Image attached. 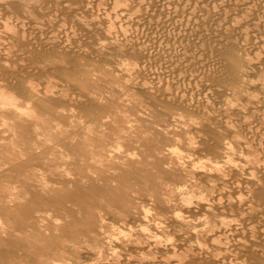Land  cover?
<instances>
[{"label": "rangeland", "instance_id": "obj_1", "mask_svg": "<svg viewBox=\"0 0 264 264\" xmlns=\"http://www.w3.org/2000/svg\"><path fill=\"white\" fill-rule=\"evenodd\" d=\"M114 2L0 0V264H264V0Z\"/></svg>", "mask_w": 264, "mask_h": 264}, {"label": "bare ground", "instance_id": "obj_2", "mask_svg": "<svg viewBox=\"0 0 264 264\" xmlns=\"http://www.w3.org/2000/svg\"><path fill=\"white\" fill-rule=\"evenodd\" d=\"M115 0H113V2H114ZM131 1H133V0H131ZM192 1V0H191ZM211 1V0H210ZM253 1V0H252ZM215 2V1H214ZM250 2V1H249ZM110 3H111V1H110ZM115 3V2H114ZM113 3V4H114ZM116 3H117V1H116ZM124 3V2H123ZM122 3V4H123ZM127 4V3H126ZM181 4V3H180ZM198 4V3H197ZM184 5V4H183ZM216 5V4H215ZM248 5V4H247ZM123 6V5H122ZM126 6V5H125ZM178 6V5H177ZM228 6V5H227ZM242 6V5H241ZM194 8V7H193ZM219 9V8H218ZM129 10V9H128ZM238 10H239V8H238ZM237 10V11H238ZM170 11V10H169ZM196 11V10H195ZM230 11V10H229ZM123 12V11H122ZM159 12V11H158ZM202 12H203V9H202ZM208 12V11H207ZM177 13H179L178 11H177ZM204 13V12H203ZM123 14V13H122ZM163 14V13H162ZM221 14V13H220ZM228 14V13H227ZM113 15V14H112ZM155 15V14H154ZM213 16V15H212ZM224 16V15H223ZM107 17H108V15H107ZM118 17V16H117ZM145 17V16H144ZM162 17V16H161ZM220 17V16H219ZM104 18V17H103ZM115 18V17H114ZM124 18V17H123ZM172 18H174V17H172ZM190 18V17H189ZM193 18V17H192ZM106 19V18H105ZM119 19V18H118ZM220 19V18H219ZM3 20V19H2ZM1 20V21H2ZM6 20V19H5ZM109 20V19H108ZM161 20V19H160ZM199 20V19H198ZM250 20V19H249ZM248 20V21H249ZM102 21H103V19H102ZM117 21V20H116ZM127 21V20H126ZM229 21V20H228ZM231 21V20H230ZM241 21V20H240ZM18 22V21H17ZM23 22V21H22ZM21 22V23H22ZM107 22V21H106ZM120 22V21H119ZM164 22V21H163ZM182 22V21H181ZM191 22V21H190ZM3 23V22H2ZM11 23V22H10ZM24 23V22H23ZM244 23V22H243ZM251 23V22H250ZM14 24V23H13ZM25 24V23H24ZM23 24V25H24ZM189 24V23H188ZM168 25V24H167ZM209 25V24H208ZM2 26V25H1ZM116 26V25H115ZM138 26V25H137ZM3 28H4V25L2 26ZM1 27V28H2ZM229 27V26H228ZM11 28H12V26H11ZM15 28V27H14ZM21 28V27H20ZM138 28V27H137ZM109 29V28H108ZM111 29V28H110ZM120 29V28H119ZM122 29V28H121ZM121 29H120V31H121ZM126 29V28H125ZM261 29V28H260ZM8 30V29H7ZM15 30V29H14ZM124 30V29H123ZM9 31H10V29H9ZM16 31V30H15ZM114 31V30H113ZM232 31V30H231ZM264 31V30H263ZM122 32V31H121ZM211 32V31H210ZM262 32V31H261ZM163 33H164V31H163ZM175 33V32H174ZM217 33V32H216ZM8 33H6V35H7ZM9 34H11L10 32H9ZM12 35V34H11ZM173 35V34H172ZM196 35V34H195ZM13 36H15V35H13ZM204 36V35H203ZM6 37V36H5ZM7 37H9V36H7ZM15 37H18V35L17 36H15ZM165 37V36H164ZM258 37V36H257ZM2 38V37H1ZM123 38V37H122ZM185 38V37H184ZM187 38H188V36H187ZM207 38V37H206ZM205 39V38H204ZM211 39V38H210ZM6 40H8V38L6 39ZM9 40H11L10 38H9ZM13 40V39H12ZM11 40V41H12ZM20 40H22V39H20ZM24 40V39H23ZM163 40V39H162ZM192 40V39H191ZM3 41V40H2ZM19 41V40H18ZM205 41V40H204ZM184 42V41H183ZM209 42H211V41H209ZM197 43V42H196ZM232 44H233V41L231 42ZM177 45V44H176ZM247 45V44H246ZM162 46V45H161ZM258 46H260V45H258ZM146 49V48H145ZM14 50V49H13ZM164 52V51H163ZM186 52V51H185ZM189 52V51H188ZM251 53V52H250ZM167 55V54H166ZM248 56V55H247ZM264 57V56H263ZM261 58V57H260ZM144 59V58H143ZM150 59V58H149ZM187 59V58H186ZM262 59V58H261ZM263 60H264V58H263ZM172 61V60H171ZM261 62H263V61H261ZM138 64V63H137ZM144 66V65H143ZM128 67V66H127ZM189 67V66H188ZM122 68V67H121ZM138 68V67H137ZM186 68V67H185ZM126 70V69H125ZM132 70V69H131ZM179 70V69H178ZM133 71V70H132ZM199 71V70H198ZM130 72V71H129ZM169 72V71H168ZM130 74V73H129ZM209 74V73H208ZM137 75V74H136ZM202 77V76H201ZM139 78V77H138ZM154 79V78H153ZM206 80V79H205ZM261 80V79H260ZM194 81V80H193ZM142 83V82H141ZM203 84V83H202ZM262 85V84H261ZM264 85V84H263ZM146 86V85H145ZM153 91V90H152ZM160 92V91H159ZM158 93V92H157ZM53 96V95H52ZM57 97V96H56ZM176 99V98H175ZM69 100V99H68ZM254 101V100H253ZM81 102V101H80ZM202 104V103H201ZM259 107V106H258ZM209 110V109H208ZM205 111V110H204ZM249 111V110H248ZM257 115V114H256ZM245 124V123H244ZM240 127H242V126H240ZM259 132V131H258ZM258 134V133H257ZM263 142V141H262ZM261 142V143H262ZM240 144V143H239ZM243 144V143H242ZM243 145H246V144H243ZM254 150V149H253ZM258 154V153H257ZM264 154V153H263ZM251 157V156H250ZM249 157V158H250ZM230 160V159H229ZM246 160H247V157H246ZM253 160H255V159H253ZM259 160V159H258ZM258 160H257V162H258ZM260 160H261V157H260ZM264 161V160H263ZM254 162V161H253ZM257 162H255V163H257ZM260 162V161H259ZM258 162V163H259ZM232 164V163H231ZM254 164V163H253ZM252 163H251V166L253 165ZM218 165V164H217ZM256 166H257V164H255ZM259 165H261V164H259ZM258 165V166H259ZM244 166V165H243ZM237 169V168H236ZM245 169V168H244ZM253 171V170H252ZM201 172V171H200ZM242 172V171H241ZM251 174V173H250ZM254 177V176H253ZM249 178V177H248ZM252 178V177H251ZM254 179V178H253ZM240 183V182H239ZM236 184V183H235ZM236 186V185H235ZM241 187V186H240ZM211 190V189H210ZM247 190H248V188H247ZM225 191V190H224ZM249 191V190H248ZM216 193V192H215ZM225 193V192H224ZM239 195V194H238ZM233 196H235V195H233ZM241 196V195H240ZM237 198V197H236ZM240 198V197H239ZM198 199H203V196L202 195H200L199 197H198ZM186 203L188 202V198L187 197H184V199H183ZM212 200V199H211ZM182 201V200H181ZM183 201V202H184ZM210 201V200H209ZM224 201V200H223ZM227 201V200H226ZM242 202V201H241ZM182 203V202H181ZM185 203V204H186ZM191 204V203H190ZM218 204V203H217ZM200 205V204H199ZM236 206V205H235ZM219 207V206H218ZM244 209V208H243ZM226 220V219H225ZM231 220V219H230ZM215 224V223H214ZM245 224V223H244ZM219 226V225H218ZM226 226V225H225ZM252 226V225H251ZM246 227V226H245ZM246 231V230H245ZM229 232V231H228ZM227 233V232H226ZM232 233V232H231ZM223 234V233H222ZM246 234V233H245ZM152 235V234H151ZM154 235V234H153ZM195 235V234H194ZM157 236V235H156ZM159 237V236H158ZM207 238V237H206ZM220 238V237H219ZM156 239H157V237H156ZM196 239V238H195ZM218 238H216V240H217ZM221 239V238H220ZM150 240V239H149ZM158 240V239H157ZM249 240V239H248ZM159 241V240H158ZM168 242H169V240H167ZM213 241H215V240H213ZM144 242V241H143ZM155 242H156V240H155V236H154V238L153 239H151V243L154 245L155 244ZM160 242V241H159ZM208 242V241H207ZM250 242V241H249ZM264 242V241H263ZM166 243V242H165ZM170 243H171V241H170ZM169 243H167V245H168ZM203 244V243H202ZM212 244V243H211ZM151 245V244H150ZM149 245V246H150ZM161 245V244H160ZM183 245V244H182ZM199 245V244H198ZM137 246H138V244H137ZM148 246V247H149ZM165 246V245H164ZM203 246V245H202ZM222 246H224V245H222ZM170 247V246H169ZM174 247V246H173ZM179 247H181L180 245H179ZM189 247V246H188ZM226 247V246H225ZM142 248V247H141ZM145 248V247H144ZM152 248V247H151ZM163 248V247H162ZM172 248V247H171ZM174 248H176V247H174ZM246 248H248V247H246ZM207 249L209 250V248L207 247ZM214 249V248H213ZM113 250V249H112ZM152 250L153 249H151L150 250V252H152ZM201 250V249H200ZM141 251H142V249H141ZM154 251V250H153ZM180 251H182V250H180ZM114 252V251H113ZM167 252H170V251H167ZM130 253V252H129ZM139 253V252H138ZM141 253V252H140ZM142 253H143V251H142ZM141 253V254H142ZM155 253V252H154ZM171 253V252H170ZM194 253V252H193ZM220 253V252H219ZM82 254V253H81ZM113 254V253H112ZM144 254H147V253H145L144 252ZM159 254V253H158ZM114 255V254H113ZM116 255V254H115ZM122 256H123V254H121ZM149 255V254H148ZM161 255V254H160ZM168 255V254H167ZM172 255H175V256H177L178 257V255H177V250H174L173 252H172ZM172 255H171V259H173L172 258ZM141 256H143V254L141 255ZM150 256V255H149ZM133 257V256H132ZM151 257H152V254H151ZM158 257V256H157ZM100 258V257H99ZM120 258V257H119ZM123 258V257H122ZM148 258V257H147ZM153 258V257H152ZM156 258V257H155ZM186 258V257H185ZM232 258V257H231ZM154 259V258H153ZM158 259H160V257L158 258ZM162 259V258H161ZM160 259V260H161ZM178 259V258H177ZM228 259V258H227ZM238 259V258H237ZM250 259V258H249ZM125 260V259H124ZM164 260H166V259H164ZM169 260V259H168ZM174 260V259H173ZM176 260V259H175ZM224 260V259H223ZM247 260V259H246ZM120 261V260H119ZM137 261V260H136ZM162 261V260H161ZM176 261H178V260H176ZM180 261V260H179ZM184 261V260H183ZM194 261V260H193ZM225 261V260H224ZM131 262V261H130ZM133 262V261H132ZM173 263H174V261H172ZM217 262V261H216ZM108 263H109V261H108ZM121 263V262H120ZM136 262H134V264H135ZM148 263V262H147ZM151 263V262H150ZM219 262H217V264H218ZM227 263V262H226ZM225 263V264H226ZM137 264H140L139 262L137 263ZM144 264H146L145 262H144ZM152 264H154V262H152ZM157 264V263H156ZM161 264V263H160ZM178 264H180V263H178ZM231 264V263H230Z\"/></svg>", "mask_w": 264, "mask_h": 264}]
</instances>
